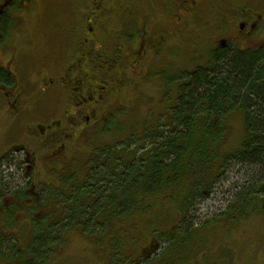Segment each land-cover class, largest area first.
Instances as JSON below:
<instances>
[{
	"label": "trees",
	"instance_id": "obj_1",
	"mask_svg": "<svg viewBox=\"0 0 264 264\" xmlns=\"http://www.w3.org/2000/svg\"><path fill=\"white\" fill-rule=\"evenodd\" d=\"M175 46L177 51L179 45ZM225 51L212 53L213 59L196 70L175 77L165 73L175 97L168 104L167 96L163 97L158 124L145 130L143 138L131 134L124 146L118 143L89 160L94 167L75 194L84 213L70 211L68 222L79 223L80 217L92 232H100L106 222L113 232L115 225L118 229L124 222L133 226L135 218L146 217V241L157 242L159 254L152 259H125L130 264H219L206 251L205 242L195 239L204 229L196 227L192 212L204 203L203 194L212 192L234 166L245 175V183L234 200L226 201V211L215 224L222 220L226 228L240 227L258 216L264 218V55ZM238 118L243 129L235 138L230 122ZM156 210L173 212L165 222ZM214 222L204 225L214 226ZM55 234L53 242L60 237ZM123 241L119 232L108 244L120 250ZM35 252L31 254L39 256ZM117 255L120 262L121 251ZM254 257L264 264V252L259 257L255 248Z\"/></svg>",
	"mask_w": 264,
	"mask_h": 264
},
{
	"label": "flooded vegetation",
	"instance_id": "obj_2",
	"mask_svg": "<svg viewBox=\"0 0 264 264\" xmlns=\"http://www.w3.org/2000/svg\"><path fill=\"white\" fill-rule=\"evenodd\" d=\"M42 1L45 0H0V123L4 118L7 121L4 135L0 136V218L4 222L10 221L19 214L21 204L27 209L28 206L35 208L50 191L53 202L67 201V204L62 203L65 213L59 209L51 214L56 220L53 230L59 232L69 227V204L78 202L82 206L81 200L75 197L82 179L76 177L75 171L65 172L60 168L69 160L70 149L75 146L74 138L80 139L103 124L110 102L123 92L129 77L144 68L145 59H156L155 55L168 48L169 43L181 45L198 12L210 6V9H217L216 0H170L163 5L158 0L155 10L166 11L163 23L150 27V19L143 25V40L134 55L120 43L118 36L115 39L111 25L105 20L113 16L110 0H73L90 11L86 22L80 18L70 22L63 16L62 27L51 30L54 40L45 41L37 31L38 42L35 44L43 42L44 47L34 45L31 40L23 44L18 36L19 29L27 30ZM219 2L223 10L228 8L239 12L240 15H236L240 26L238 34L252 39L263 29L264 17L251 10L250 0ZM224 44L216 47L229 48L228 41L225 40ZM235 44L236 40L231 46L236 47ZM246 51L255 50L249 48ZM129 55L138 57L127 67L128 74L124 70ZM33 56L38 60L37 71L35 68L30 73L34 62L29 60V65L25 62L29 58L33 61ZM49 170L59 179L54 181L52 177V180L45 181ZM6 176L19 179L20 184L7 183ZM60 179L63 187L54 193ZM80 213H84V208ZM47 216L45 213L35 223H43ZM0 236H3L2 232ZM1 240L0 257L3 252L8 256L13 252L18 258L25 253V245L11 244L9 238ZM4 241L10 244L4 246Z\"/></svg>",
	"mask_w": 264,
	"mask_h": 264
},
{
	"label": "rangeland",
	"instance_id": "obj_3",
	"mask_svg": "<svg viewBox=\"0 0 264 264\" xmlns=\"http://www.w3.org/2000/svg\"><path fill=\"white\" fill-rule=\"evenodd\" d=\"M154 1L156 6H154ZM169 1L159 0V3L163 5ZM215 2L217 10L210 9V6L198 12L197 17L191 24L189 33L186 35L187 38L181 41L182 43L177 51L168 49L166 52L161 51L155 55L156 59H145L144 68L138 71L139 74H132L123 92L115 95V101L110 102L103 124L99 125L96 131H90L86 136L82 135L80 139L74 138L76 140L75 146L73 150L70 149L68 162L65 161L60 166L62 170H65V172L75 171L76 177L83 179L89 171V167H91L90 169L94 167L88 165V163L96 150L103 151L108 147H114L118 143H124L131 134L143 138L145 130L156 126L159 122V115L163 112V97L167 96V104L173 103L175 97L174 91H170L168 88L167 84L169 82L164 80L165 73L175 77L186 70H196L200 65L206 66L213 59L212 53L218 54L224 51H218L215 48L225 40L228 41L229 45L225 52L234 51L235 54V52H246V50L252 48L256 53L264 55V47H262L264 46V26L262 30L260 29L258 35H254L252 39H247L245 35L238 34L240 26L238 25L239 17L236 15H240L239 12L231 11L228 8L223 10L219 0ZM110 5L113 8V16L105 18V20L111 25V31L115 39L117 40L118 36L120 43L125 44L129 50H132L134 55V51L143 40V25L148 24L150 19V27L162 24L166 12L161 9L155 10L158 6V0H110ZM250 8L264 17V0H250ZM155 12L156 14L153 16L152 14ZM37 15H40V17ZM63 16L64 18L68 17L70 22L77 21L79 18L86 22V18L90 16V11L84 10L80 5L75 4L73 0L42 1L38 12L31 17L32 20L28 23L27 30L22 31L20 27L18 36L23 44H27L31 40L34 45L44 47L43 42L35 44L38 42L35 33L38 31L45 41L54 40L51 30L62 27L61 19H63ZM24 20L28 22L26 17ZM86 25L91 26L90 24ZM94 29L99 31L98 27H94ZM54 32L56 33V31ZM16 37L14 38L15 45L17 44ZM235 40L236 47L231 46ZM169 45L176 48L172 43H169ZM143 48H145V45H143ZM129 54L131 55V52ZM130 55L126 60L124 70L128 74L127 67L133 64V61L138 57L137 55L133 58ZM34 57L36 56L32 57L33 61L29 58L25 62L28 65L29 60L30 63L34 62V67L30 69V73H33L35 68V71H37L38 60ZM146 72L147 79L142 77ZM108 115L109 118H107ZM5 123L7 121L4 118L0 123V136L4 135L3 131L7 126H5ZM230 124L235 127L233 134L236 138L237 132H241L243 129V122L238 118L233 119ZM20 138L22 139V137ZM238 142L239 139L233 141L235 145ZM137 144L139 145L141 142L137 141ZM122 145L124 146L125 143ZM132 148L135 147L132 146ZM239 171L237 166L231 168L228 174L216 184L212 192L203 194L204 203L193 208L195 213L193 214V210L191 211L193 219L196 220V227L200 231L204 229L202 233H197L195 239L198 242H205L206 251L212 257H217L216 260H212L219 264H261L256 262L254 251L256 248L258 256L262 257L264 243H261V241H264V229H262L264 228V218L258 216L257 219H251L253 221L257 220L254 223L253 221H247L242 223L240 227L226 228V226H222V220L216 224L214 222L226 211L224 207L226 201L234 200V194L236 195L245 183L246 177L240 174ZM49 173L45 177V181L52 180V177L54 181L59 179L53 172L51 175L50 170ZM9 175L11 176V174ZM6 178L7 183L20 184L19 179L8 178L7 176ZM61 181L63 180L60 179V183L55 186L54 193L60 192L59 189L63 187ZM49 194L50 191L46 193L47 198L43 199L42 202H38L35 208L34 206H28L27 209L24 204H21L19 214L11 217L10 221L4 222L0 218V234L2 232L4 236L0 237L9 238L11 244L19 243L26 246L22 258H18L13 252L12 256H8L3 252L0 257V264H130L131 260L127 261L125 259L131 258L134 260L141 256L152 259L159 254V251L156 250L157 242L146 241L144 233L147 228L146 223H148L146 217L135 218L133 226L124 222L122 228L118 229L119 226L115 225L113 232L109 231L106 222H103L105 227H99L100 232L98 230L92 232L93 230L90 231V224H86L84 219H79V223L75 222L68 228L61 229L58 232L61 238H58L57 242H53L57 234L53 230L56 220L51 214H55L59 209L65 213L62 203L67 204V201L64 199L53 202ZM70 205L79 212L83 209V206L75 207V204H69L68 208H70ZM171 209H176V206L171 207ZM172 212L167 211L164 213L156 210L157 215L165 222ZM45 213L48 214L45 221L40 224L35 223ZM174 214L177 215L178 210ZM206 222H210V224L214 222V226H210V224L205 226ZM234 223H236V220L231 225H234ZM162 228L166 227L163 226ZM105 231H108V233H105ZM119 232H122L124 243L123 246L121 245L120 250H116L108 242H111L113 236L115 237ZM196 246L197 244H193L195 249ZM118 251H121L122 256L120 262H118ZM32 252L37 253L39 256H33ZM116 257H118V260H116ZM262 261H264V257H262ZM191 263H193V260ZM160 264H164V261Z\"/></svg>",
	"mask_w": 264,
	"mask_h": 264
}]
</instances>
